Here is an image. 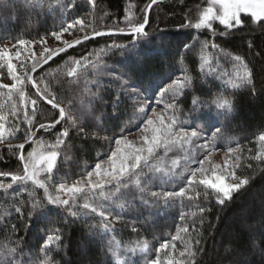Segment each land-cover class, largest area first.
Returning <instances> with one entry per match:
<instances>
[{"label":"trees","instance_id":"16d2710c","mask_svg":"<svg viewBox=\"0 0 264 264\" xmlns=\"http://www.w3.org/2000/svg\"><path fill=\"white\" fill-rule=\"evenodd\" d=\"M210 2L158 0L148 18L145 29L148 36L93 38L63 52L38 70L32 78L41 92L54 94L65 108L66 118L55 129L37 130L40 124L57 119L58 110L42 100L37 101L35 113L31 107L26 113L32 120L29 126L23 101L15 92L0 88V116L6 118L7 141L14 143L0 148V173L23 175V162L18 159L19 144H25V155L36 148L38 152L55 150L59 155L48 183L49 193L55 194V183L82 177L98 158L107 157L105 154L112 150L116 138L137 130L139 108H145L159 96L142 93L146 99L141 100L123 93L128 87L142 92L141 82L164 72L191 77V86L182 96L172 99L168 95V103L175 104L170 111L175 116L178 114L185 126L195 121L208 132L207 126L196 120L207 108L197 106L193 111V99L205 105L225 98L233 102V111L217 124L220 134L211 142L213 149L235 150L230 153L233 169L240 180H249L248 185L223 205L217 203L222 196L203 186H196L185 196L173 197L167 203L165 197L151 198L133 189L128 194L131 199L115 203L111 208L126 224L113 226L104 233L98 213L83 209V199H75L73 210L78 211V218H72L64 207L49 211L47 194L34 183L20 184L8 176H0L3 186L0 187V264H144L156 255L161 243L170 241L184 227L188 232H180L181 239L175 241V250L169 251V256L177 262L189 259L187 254L181 257L180 253L186 251V243H191V250L196 253L194 264H264L261 253L264 248V159H256L262 148L258 137L264 133V21L255 22L246 18L248 14H241L243 26L238 29L226 31L219 21L213 22L214 31L188 27V21L198 22ZM150 3L151 0H95L94 4L89 0H0V42L54 39L51 32L77 17L84 19V28L77 25L65 33L74 40L100 31L128 30V20L140 22ZM162 32L166 34L163 48L160 47ZM205 42L209 47H203ZM212 43L219 45L223 52L211 47ZM113 44L128 48H110ZM133 44L136 48H132ZM186 44L190 50H185ZM137 53L141 54L139 58ZM234 56H240L252 73L251 81L239 88L231 86L238 82L231 59ZM34 59L40 58L36 55ZM31 64H25L20 71L22 78L25 72L31 76ZM73 68L77 75L70 77L67 73ZM1 73L4 76L0 77V84L11 83L5 68ZM24 92L26 98L36 99V89L30 83H26ZM116 96H120V105L114 109L112 103ZM137 103L138 107L134 108L133 104ZM81 127L88 136L79 132ZM63 129L68 130V137L61 138L63 143L54 148ZM29 131L33 133L31 137L27 135ZM170 173L163 180L167 183L166 192L174 190L173 183L178 181L177 192L185 186L182 179L185 176L182 169H172ZM46 175L41 173L40 178ZM148 175L153 176L152 172ZM17 208L19 212L15 211ZM94 232L96 236L92 237ZM48 235H61L62 239L44 248ZM114 240L122 248L146 241L149 252L127 260L130 251L115 246Z\"/></svg>","mask_w":264,"mask_h":264},{"label":"snow or ice","instance_id":"6c2138e0","mask_svg":"<svg viewBox=\"0 0 264 264\" xmlns=\"http://www.w3.org/2000/svg\"><path fill=\"white\" fill-rule=\"evenodd\" d=\"M90 3L94 4L95 0H89ZM158 0H151V3L146 6L145 15L141 18V21L136 23L132 20H128L130 26V31L136 36H148V32L145 30L148 25L147 12L152 8V5L157 4ZM218 6V9L215 7ZM75 7V5H72ZM241 14H248L246 18L253 19L255 22L264 21V0H211L210 6L205 8L200 15L198 22L192 23L188 21L187 26L192 27L196 30L208 29L213 30L212 25L214 21H219L225 26L227 30L238 29L243 26V21L241 19ZM127 19V17H126ZM84 19L77 17L71 20L67 25L62 26L60 30L53 31L50 35L56 41H62V36L64 33L69 32L74 29L77 25L81 29L84 28ZM184 26V25H182ZM123 32V29L119 30ZM214 31V30H213ZM103 33L95 32L94 35H102ZM226 34V33H225ZM162 39L160 41V47L163 48L166 42V34L161 33ZM84 39H89L85 36ZM69 47L80 44V40H76L69 44L68 41H62ZM35 41H28L25 39H19L10 47L3 46L0 47V67L7 70V75L11 81L8 84H0V88L6 89L9 92H15L16 95L23 101V108L25 110V121L30 126L32 120L27 117V110L31 107L33 114L35 113L37 101L42 100L47 105H50L53 109L58 110V118L54 119L50 124H40L39 129L51 128L55 129L58 124H60L65 117V108L57 102L54 94L50 92H41L39 85L36 80L28 75L27 72L24 73L23 78L16 72L17 65L13 61H17L21 66H24L29 57H23L21 54L25 51L26 45H33ZM40 43L43 45L45 43L44 39H41ZM115 48L127 49V45L113 44L109 46ZM203 47H209L207 42L204 43ZM211 47L216 48L218 51L223 52L219 45L215 43L211 44ZM132 48H136L133 44ZM185 50H190L189 45L184 46ZM13 49H16L13 51ZM66 48H58L55 50H49L47 48L44 51L47 56L44 57V62L46 63L48 59H51L54 55H59L65 52ZM103 51V50H102ZM154 54V53H149ZM225 56H230L229 53H223ZM30 55V53H29ZM140 53H137L138 58ZM234 62V67L236 68V81L231 84L233 88H239L248 84L251 81L252 73L248 69L247 65L243 62L240 56L231 57ZM142 62V60H141ZM75 63L81 64L82 61H76ZM40 64L39 59H34L31 64V71L35 72L37 66ZM68 76L73 77L77 75L76 68L71 69ZM26 83H30L36 89V99L26 98L24 89ZM191 86V77L180 75L176 76L175 73L168 75L167 73L161 72L155 76L146 79L141 82L139 88L142 92L137 91L134 88L128 87L123 93L128 95L129 98L132 96L139 97L141 100L146 99L142 93H150L152 96L158 95L161 100L165 98L166 95H170L172 99L178 96H182L186 90ZM193 111L199 106L201 109L207 108L206 112H202L201 115L196 117V120L202 121L204 125L207 126V131L211 135V140L214 142L216 137L220 134V129L217 124L220 123L222 118L227 119L228 116L233 111V102L229 99H219L208 102L205 105L203 101H197L193 99ZM120 96H116L113 100L112 107L114 109L119 108ZM133 107H138L137 104H133ZM150 107V105H149ZM175 108V104L167 105L168 110ZM140 119L138 120L135 128L143 133L142 145L137 147L133 141L127 139V136L123 133L119 138L115 139V148L110 151V153L105 154L107 156L106 160L98 158V161L91 167L90 171H87L82 177L69 184L67 181H60L53 185V192L55 194L49 193L48 183L49 177L51 176L53 170L56 167V162L59 153L55 150L49 151L46 155H41L39 157V165L36 162V152L35 149L29 151L27 155L24 154L25 144L17 145L20 150L18 159L23 162V175H11L10 173H0V176H11L12 181L24 184L25 182H32L39 188L43 189L47 194L46 199L48 205L51 206L49 211L58 210L64 207L67 214L72 218H78V211H74L75 199L77 197L81 199H89L93 196L100 195L104 196L105 200L108 196L114 197L115 199L121 198L122 189L129 188V181L133 177H137L136 187L139 188L141 194L145 192V189L140 187L139 174L146 172H153L154 166L153 161L157 159V150L163 147L165 150L170 151L172 148L177 146H182L191 143L192 140L201 139L203 143L201 148L203 149L205 155L204 159L194 160L193 166H190L184 177L185 186L181 187L177 192H167L164 194L165 203H167L171 198L176 196H185L187 192L195 190L196 186H203L206 190L215 191L217 196H222V199H218L217 203L223 205L225 200H231L234 193L241 190L242 187L248 185V179H241L238 183L229 184L226 183L225 176L220 170V165H213L209 159L211 152L213 150V144L209 141L205 133V127H198L195 121L185 126L182 122L175 119L174 116L168 117L167 119L170 123H165L164 118H161L158 113L154 110L151 115L148 114V109L139 108ZM5 117L0 116V141H3L5 137ZM73 120V124H75ZM131 131V129H129ZM79 132L88 136V133L83 131V128H79ZM68 130L63 129L59 132L57 137L56 145L63 143V139L68 137ZM12 133L9 132V136ZM29 137L33 135L31 131L27 133ZM259 143L261 144V152L257 155L256 159H264V133H261L258 137ZM31 142V141H30ZM229 153H234L235 150L229 148ZM207 164V167L205 166ZM229 167H233L229 165ZM41 173H46L44 179L40 178ZM146 178H151L146 177ZM0 187H3L0 185ZM11 188L12 185H9ZM111 189L108 196L105 195V190ZM151 198H158L159 193L153 191L148 194ZM67 197V198H65ZM191 198V197H190ZM147 203V201H143ZM83 209L90 213H96L98 207L102 205L93 206L92 204L85 202L82 205ZM19 212L20 209H15ZM201 212L204 209H200ZM101 219H104L106 223L103 225V232L108 233L109 223L108 217L105 216V212L102 210L99 212ZM183 219V217H181ZM135 230V229H134ZM100 230L97 229V232ZM114 231V229H113ZM180 232L187 233L188 228L184 227L179 229L177 235L172 237L170 241H165L160 244L159 248L156 249V259L150 261V264H194L195 251H192L191 243H186V251L181 252L180 256L183 257L187 254L189 259L185 261L177 262L171 256H169V251L175 250V241L181 239ZM96 233L92 234L95 237ZM62 239L61 235H48L44 241V248H50L53 241L60 242ZM199 244V240L196 241ZM15 253V249L11 250ZM163 252L165 256L168 257L166 260H161L160 253ZM262 255H264V248L261 249ZM4 264H10V262H4Z\"/></svg>","mask_w":264,"mask_h":264},{"label":"rangeland","instance_id":"374dc122","mask_svg":"<svg viewBox=\"0 0 264 264\" xmlns=\"http://www.w3.org/2000/svg\"><path fill=\"white\" fill-rule=\"evenodd\" d=\"M215 7L218 9V6H215ZM148 14L150 17L151 9L147 12V16H148ZM129 16L131 18L133 15L130 14ZM128 30H130V29H128ZM81 38H84V37H81ZM81 38L74 40L72 38H68L64 33L62 36V41L66 40L69 43H71L73 41L80 40ZM44 40H45V43L43 45L40 43L41 40H37V41H35L36 43L33 45L24 46L25 51L21 54V56H22V58L23 57H29L26 64H28L30 62L33 63L34 57L36 55H38V57L40 58L39 60H41V62H42L44 60V57L47 56V54H45L46 52L44 51L45 48L49 49L50 46H53V49L54 48L58 49V48H62L66 45L64 43H61V41H56V40L50 39V38H44ZM12 45H13L12 43L7 42V41L0 42V47L8 46L11 48ZM15 50L16 49H13V51H15ZM29 53H30V55H29ZM13 63H15L17 65V67H16L17 74L21 75L20 71H22L25 68V65L21 66L15 60L13 61ZM1 70H2V67H0V77L4 76L1 73ZM168 102H169L168 101V95H166L163 100H161L160 97H158L157 100L150 102L147 106L145 105L146 106L145 108H149L148 109L149 115H151L153 110L156 113H158L161 118H164V121L166 124L170 123V121L167 118L172 117V116H174L175 119L179 121V119H178L179 115L176 114V116H175L173 112H171L170 110L167 109V105H169ZM149 105H150V107H149ZM125 135L127 136V139L130 141H133L137 147L142 145L143 133L141 131L135 130V131H131L129 133H126ZM203 135H207L209 141L210 142L212 141L211 135H209L208 132H205ZM6 136L7 135H6V126H5V137H4L3 141H0V148L5 146V145L14 144V143L7 141ZM202 143H203V140L194 138L191 143H188V144H185L182 146L174 147L170 151L165 150L163 147L158 149L157 153H156L157 159L153 161V166L155 169L152 172L153 176L149 179L146 177H149L148 173H150V172L139 174L140 187L145 189V192L143 193V195L149 194L150 192L155 191V192L160 194L159 196L165 197L164 194L167 193L165 186L167 183L165 181H163L164 178H167V175L172 171V169L173 170L182 169V175L185 176L189 167L193 166L194 160L204 159L205 153H204L203 149L201 148ZM114 148H115V144H114L112 150ZM35 152H36V158L35 159H36L37 164L39 165V157L41 155H46L48 152H41V151L38 152L37 148L35 149ZM106 159H107V157L103 160H106ZM209 159L211 160L213 165H220V170L222 171V173L225 176L226 183L234 184V183H238L240 181V179L237 177L233 167H229V165H233L234 160L232 159L231 154L228 152V149L223 150V149H215L214 148L211 152ZM205 166L207 167V164H205ZM169 175H171V173ZM182 179H184V177ZM76 180L69 181L68 183L71 184ZM136 180H137V177H133V179L131 181H129V188L122 189L120 199H115L114 197L108 196L109 192L112 190L106 189L105 195L108 196L107 200H105L104 196L96 195V196H93L87 200L83 199L82 202L83 203L88 202V203L92 204L93 206L102 205V207L97 208L98 209L97 210L98 216H99L100 211L103 210L105 212V216H107L108 220L110 221L109 231H111L113 226H122L123 224H126V222L124 220L115 216V212L111 208H112L113 204H115V203L118 204L121 201H124V200L127 201L128 199H131V195H128V194L133 192L132 191L133 189H136V190H138L139 193H141L139 188H137L135 186ZM173 185L175 186V188H174V190H170L171 192H175V190L179 187L178 186L179 182L175 181V183H173ZM100 219H101V217H100ZM100 222L103 225L106 223V221L104 219H101ZM115 242L116 241L114 240V244L116 246L117 244ZM117 246L122 248V246L120 244H118ZM122 249H128V251H130L129 252L130 255L127 256V260H130V259H132L133 255L138 256V254H141V253L145 254V253L149 252V245L146 241H144L141 244L140 243L131 244L129 246V248H127L126 246H123ZM256 249H258V248H256ZM120 250H117V252H119ZM161 253L163 254V252H161ZM160 258H161V260L168 259L165 256L163 257V255H161V254H160ZM154 259H156V255L153 256L150 260H145L144 264H150V261H152Z\"/></svg>","mask_w":264,"mask_h":264},{"label":"water","instance_id":"95a60500","mask_svg":"<svg viewBox=\"0 0 264 264\" xmlns=\"http://www.w3.org/2000/svg\"><path fill=\"white\" fill-rule=\"evenodd\" d=\"M149 17V14L147 16V19ZM100 33H103L102 35H89V39H84V38H81L80 41L81 42H85L87 40H90V39H93V38H99V37H106V36H110V35H135V34H132L130 30H125L123 32H120L119 30H108V31H100ZM74 42V41H73ZM72 43V42H71ZM69 43V44H71ZM78 44H76L75 46H72V47H69L67 45H65L64 47L62 48H66L67 50L69 49H72V48H75ZM66 50V51H67ZM63 53V52H62ZM60 53V54H62ZM59 54V55H60ZM59 55H54L51 59H48L47 62L45 63L44 60L41 62V64L39 66H37L36 68V71L35 72H32L31 74V77L40 69H43L44 67L48 66L53 60H55ZM11 178V176H8Z\"/></svg>","mask_w":264,"mask_h":264},{"label":"bare ground","instance_id":"6f19581e","mask_svg":"<svg viewBox=\"0 0 264 264\" xmlns=\"http://www.w3.org/2000/svg\"><path fill=\"white\" fill-rule=\"evenodd\" d=\"M108 31V30H107ZM124 31V30H123Z\"/></svg>","mask_w":264,"mask_h":264}]
</instances>
